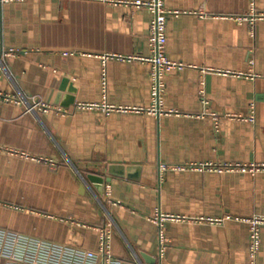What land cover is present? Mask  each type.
<instances>
[{
  "label": "crops",
  "instance_id": "obj_1",
  "mask_svg": "<svg viewBox=\"0 0 264 264\" xmlns=\"http://www.w3.org/2000/svg\"><path fill=\"white\" fill-rule=\"evenodd\" d=\"M129 1H0V228L97 251L112 218L111 250L126 261L251 264L264 170L218 167L264 163V19H239L251 0H164L183 11L167 53L185 67L165 75L162 112H150L151 65L128 58L149 55L153 14ZM8 95L71 112H26ZM158 212L180 217L161 221L164 246Z\"/></svg>",
  "mask_w": 264,
  "mask_h": 264
},
{
  "label": "built area",
  "instance_id": "obj_2",
  "mask_svg": "<svg viewBox=\"0 0 264 264\" xmlns=\"http://www.w3.org/2000/svg\"><path fill=\"white\" fill-rule=\"evenodd\" d=\"M8 1V0H0ZM134 7L147 8L153 14L150 23L149 33V55H134L129 60H139L148 62L151 65L152 89L151 95L153 105L150 112H162L160 107L162 92L165 87V75L171 71H180L185 65L172 60L167 53V23L171 17L178 16L183 11L168 9L164 0H131ZM241 20H247L252 25L259 19H264V11H258L255 6V0H251L250 11ZM13 50L7 51V53ZM7 101H14L22 104L26 112H49L55 111L58 114H68L71 111L66 108L49 104L41 99L34 97H11L6 96ZM102 108L106 113L112 111H141L142 107H116L110 104L99 103H79L74 108L79 109H99ZM255 106H251V113L246 117L250 121L255 120ZM51 164H53L51 162ZM208 164H202L201 167H208ZM219 170H250L257 172L264 170V163H224L219 165ZM109 194V192H107ZM180 218L176 216L163 215L156 213L152 218L159 226L160 246H164L167 239L162 233L161 226L164 219ZM249 223V254L251 264H256V257L261 246V227L264 225L263 216H254L247 219ZM112 218L99 228L100 243L97 251L82 249L79 247L68 246L54 243L43 239H38L25 234L9 231L0 228V264H139L138 262L126 261L117 258L111 250ZM162 249V247L160 248Z\"/></svg>",
  "mask_w": 264,
  "mask_h": 264
}]
</instances>
